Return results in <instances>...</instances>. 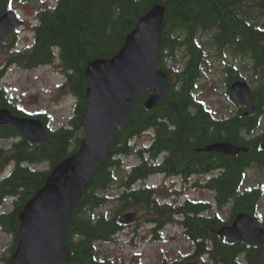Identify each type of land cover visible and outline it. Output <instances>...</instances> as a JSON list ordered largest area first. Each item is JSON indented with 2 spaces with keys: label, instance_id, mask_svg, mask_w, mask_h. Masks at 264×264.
Segmentation results:
<instances>
[{
  "label": "trees",
  "instance_id": "trees-1",
  "mask_svg": "<svg viewBox=\"0 0 264 264\" xmlns=\"http://www.w3.org/2000/svg\"><path fill=\"white\" fill-rule=\"evenodd\" d=\"M12 1L0 0V16L9 11ZM228 3V0H56L53 5L36 11L40 19L34 27V68L56 61L66 75L56 94L72 96L76 99V106L69 123L57 129H49L39 112L31 115L45 124L48 144L32 146L16 127H0V139H16L12 142V148H0V172L15 164L0 180V228L12 238L11 257L20 239L19 215L23 207L45 185L53 169L77 152L83 140V111L90 85L86 67L96 59H111L117 55L140 19L155 6H163L165 17L157 68L168 76V102L147 110L144 103L151 90H144L134 98L128 123L115 132L106 159L73 209L64 239V244L72 252V260L65 264H139L136 260L125 262L113 257L103 258L97 247L99 243L116 242L126 229L119 223V216L138 208L146 213L156 242L165 241L164 230L173 222L187 226L189 236L186 240L190 242L192 252L186 255L180 253L178 259L164 255L161 264H264V247L211 241L213 238L207 236V232L218 227L210 222L206 226L200 225L204 219L198 218L199 204L173 205L167 200L161 201L159 194H153L151 189H138L133 185L145 176L140 166V147L137 145V139L145 129L158 124L179 125L181 133L176 140L181 143L183 139L190 146V139L182 134L198 130L195 124L218 123L194 94L196 82L203 76L198 33L200 29L218 24L225 30L226 21L233 14L227 8ZM259 6L264 9V0ZM242 22L240 35L243 36L244 45L264 43V33L256 31L245 19ZM176 28L183 33L175 34ZM227 31L215 37L221 48L235 38L230 30ZM184 44L190 47L191 60L187 71L179 73L174 66H168V62L176 58ZM243 52L250 53L257 61L264 54L261 50L246 46ZM14 105L6 97L5 89H0V109L14 111ZM196 145L198 140L194 147ZM31 148L33 152L29 151ZM127 157H135L138 162L125 176L117 175ZM42 165L48 167L37 168ZM243 166L240 168V165L234 164L230 173L240 178ZM115 186L121 187V190L112 216L107 213L93 215L92 211L101 209L112 200L107 191ZM201 235L205 237L201 238ZM10 256L4 258L6 264H10Z\"/></svg>",
  "mask_w": 264,
  "mask_h": 264
},
{
  "label": "flooded vegetation",
  "instance_id": "flooded-vegetation-1",
  "mask_svg": "<svg viewBox=\"0 0 264 264\" xmlns=\"http://www.w3.org/2000/svg\"><path fill=\"white\" fill-rule=\"evenodd\" d=\"M20 1L24 0H13L11 6L8 7L9 10L16 11L21 26L6 37L0 49V89H5L6 97L14 102V111L11 110V112L15 116L35 118L31 116L32 114L35 116V113L31 114L30 111H25L26 106L20 102V95L13 94L14 88L10 83L16 74H25L33 82V75L36 71L33 55L34 27L40 18L36 15L33 23L24 20L20 11L14 8V3ZM261 1L228 0L227 8L232 10L233 14L232 18L226 21V29L223 30L220 24L203 29L204 34L211 36L209 43L198 45V49H201L203 76L205 74L203 68L206 66L204 56L206 46H213L220 52H232L235 57L238 55L248 56V59L245 63L240 64L239 68L233 63H224V84L226 86L224 95L228 105L222 110L220 118H216L213 111L208 108L211 111L212 119L218 123L195 124L194 127L198 130L182 134L190 139V146L183 139H181V143L176 140L181 133H179L181 129L179 125L158 124L145 129L140 136V166L145 176L144 179L133 185L138 189H151L153 194H171L170 196L175 197L173 205L199 204L201 209L197 215L198 218L204 219L200 225L206 226L210 222L218 227V229H210L207 232V236L213 238L211 241L214 242H226L224 238L218 236L217 231L222 227H231L239 215H245L246 220L251 219L255 227L264 229V177L258 176L259 173H264V149L262 148L264 143V54L260 55L259 61L255 60L250 53L239 54L243 51L244 46L264 52V43L244 45L243 36L240 35L244 19L256 31L264 33V9L259 6ZM250 5L254 7L253 12L250 10ZM227 30H230L235 38H231L234 39L232 43H226L221 48L216 43L215 37L222 33H228ZM174 32L177 35L183 33L179 28L174 29ZM199 32L201 33L202 29ZM28 33L32 36L29 37ZM179 51L180 55L177 54L174 61L179 62L180 67L174 68L179 73H184L191 60L190 47L188 44H184ZM235 61L237 62L236 59ZM249 62L251 63L248 64ZM41 67L51 68L54 73L64 79L66 77L56 61ZM201 78L197 80L195 90ZM237 82H245L249 85L252 95L251 102L255 107L252 114H248V107L239 105L233 98L231 87ZM59 87L57 86L56 89L58 90ZM37 100L39 102L38 98ZM73 100L76 102V99ZM42 117L46 120L48 128H53L49 116L42 114ZM8 126L10 125L0 127ZM15 140L0 139V148L4 150L12 148V142ZM196 140H198V145L194 147ZM224 143L239 149H246V151L228 155L219 151L207 150L213 145ZM29 151L33 152V148ZM234 164L240 165V168L245 165L239 174L240 178L239 176L235 178L230 173ZM23 165H26L25 162ZM13 166L15 164L10 165L6 171L3 170L0 179L6 177ZM219 201L222 202L219 203ZM137 222L127 226L126 229H134L138 225ZM177 225L183 233L181 235L186 239L189 236L187 226L180 223ZM150 230L153 231L152 228ZM200 237L204 238L205 236L201 235Z\"/></svg>",
  "mask_w": 264,
  "mask_h": 264
},
{
  "label": "water",
  "instance_id": "water-1",
  "mask_svg": "<svg viewBox=\"0 0 264 264\" xmlns=\"http://www.w3.org/2000/svg\"><path fill=\"white\" fill-rule=\"evenodd\" d=\"M164 17L165 8L155 6L140 19L117 55L96 59L86 67L90 85L83 111V140L77 152L53 169L45 185L23 207L19 215L20 239L10 264H65L72 260L64 239L73 209L106 159L115 132L128 123L134 98L152 89L144 103L147 110L168 102V76L157 68ZM20 26L15 11L0 16V49L6 37ZM231 93L239 105L248 107V114L254 112L248 84H233ZM5 125L16 127L30 145L48 144L46 127L39 119L17 117L10 109H0V126ZM207 150L228 155L246 151L227 143ZM137 218L136 212H128L119 223L130 225ZM246 219L239 215L231 227L218 230V236L229 245L241 242L248 247H264V229Z\"/></svg>",
  "mask_w": 264,
  "mask_h": 264
},
{
  "label": "rangeland",
  "instance_id": "rangeland-1",
  "mask_svg": "<svg viewBox=\"0 0 264 264\" xmlns=\"http://www.w3.org/2000/svg\"><path fill=\"white\" fill-rule=\"evenodd\" d=\"M55 1L56 0H24L15 2L14 8L20 11L24 20L33 23L36 19V11L49 4L53 5ZM250 10L252 12L254 11V7L251 5ZM255 12H257L256 9ZM204 33L205 31L203 30L201 33H198L201 44H207L211 39L209 34ZM28 36L31 37L32 35L28 33ZM244 53L243 51L239 52V54L242 55ZM233 54L234 53L229 51L220 52L213 46H206L204 48L206 66H204L203 69L205 74L198 81V87L194 93L198 96L200 101L205 103L207 108L213 111L216 118H220L222 110L228 105L224 95L226 90L224 84V63H233L239 68L240 64L245 63L248 59L247 55H238L235 57ZM178 55H180V53ZM174 60L169 61L168 66H174L175 68L180 67L179 62H175ZM250 63L251 62L248 64ZM63 81L64 78L54 73L53 69L40 68L35 71L33 82L31 79H28L25 74H16L10 83L14 88L13 94L20 95V102L26 106V110L30 112H47L52 118V126L57 129L61 125L69 123V120L73 117L74 107L76 105L73 98L70 96H68V98L65 96H57L56 87L59 86V84H63ZM36 97L39 99V102L33 103L32 98ZM137 145H140V138L137 139ZM137 161L135 157H127L122 163L124 166L117 172V175L125 176ZM47 167V165H42L37 168ZM2 173L3 171L0 172V176ZM258 176L263 178L264 173H259ZM115 187L116 188L107 191V195L111 197L112 200L101 209L92 211L91 213L93 215L107 213L112 216L116 209V199L121 190V187ZM170 195L160 193L158 198L161 201L167 200L172 204V202L175 201V197ZM139 209L140 208L134 211L139 215L137 227L123 231L118 236L116 242L97 244L101 257H113L125 262L136 260L139 264H161L164 255L172 259H178L180 253L186 255L192 252L190 243L181 235L183 233L175 222L168 225L164 230L163 237L165 241H154L153 231L150 230L151 228L148 226L149 223H147L148 217L144 211H139ZM179 231L181 232L180 234ZM11 247V237L0 228V264H6L4 258L10 256L9 250Z\"/></svg>",
  "mask_w": 264,
  "mask_h": 264
}]
</instances>
